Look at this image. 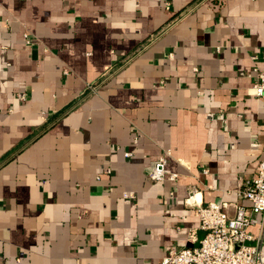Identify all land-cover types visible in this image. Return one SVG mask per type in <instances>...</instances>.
<instances>
[{
	"label": "crops",
	"instance_id": "crops-1",
	"mask_svg": "<svg viewBox=\"0 0 264 264\" xmlns=\"http://www.w3.org/2000/svg\"><path fill=\"white\" fill-rule=\"evenodd\" d=\"M254 69L264 0H0V264L197 246L190 189L233 217L264 156Z\"/></svg>",
	"mask_w": 264,
	"mask_h": 264
},
{
	"label": "built area",
	"instance_id": "built-area-1",
	"mask_svg": "<svg viewBox=\"0 0 264 264\" xmlns=\"http://www.w3.org/2000/svg\"><path fill=\"white\" fill-rule=\"evenodd\" d=\"M254 79L249 94L264 101V70L254 69ZM127 157L129 153H124ZM164 152L153 164L148 179L153 182L176 181L178 174L165 169ZM203 173L207 171L202 170ZM196 189L188 192L185 202L193 206L194 215L199 220L203 232L197 246L171 249L156 264H264V156L258 161L255 175L244 181L238 196L247 206L238 205L233 217L225 211L226 203L209 202L195 205ZM124 195V198H132ZM258 227V233L251 235L247 228ZM191 238L194 233H190ZM252 242V245L248 243Z\"/></svg>",
	"mask_w": 264,
	"mask_h": 264
}]
</instances>
